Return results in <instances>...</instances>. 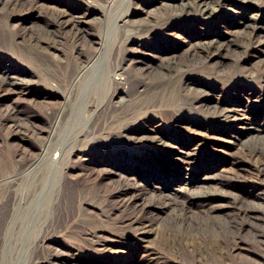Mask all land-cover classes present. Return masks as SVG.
<instances>
[{"label":"bare ground","instance_id":"bare-ground-1","mask_svg":"<svg viewBox=\"0 0 264 264\" xmlns=\"http://www.w3.org/2000/svg\"><path fill=\"white\" fill-rule=\"evenodd\" d=\"M55 1L60 3L62 0ZM79 1L80 5H75L76 0L70 3L64 1V8L48 5L52 10L45 26L38 32L18 35L27 45L23 51L21 49L24 48H18L19 59L35 68V74L43 82L37 93L28 83L13 80L9 75L0 77V95L5 91L18 95L34 93L32 95L37 97L44 95L45 99H34V103L46 107L43 117L47 124L46 130L33 127L30 132L34 137L38 135L37 144L21 148L15 154V160L3 164L0 170V264H89L96 259L79 258L75 253L80 250L79 245L91 250L117 252L119 250L115 246H121L117 239L120 236L135 243L133 250L136 254L150 257L157 264H185L180 259L182 254L191 258L190 264L206 259L211 264H227L229 253L243 248L236 239L240 228L238 219L254 216L255 208L236 203L237 218L226 225L210 221L193 224L178 214L172 224L165 226L162 243L147 245L144 242L154 224L145 217L150 204L141 202V195L127 184L93 192L90 183L96 172L97 161L92 158L74 160L72 154L84 149L86 141L102 145L105 138L112 139L123 131L142 130L145 124L152 121L155 125L150 130L151 134L141 137L142 141L146 140L144 147L148 152L168 149L169 139L182 140L183 148H186L188 139L163 133L158 127L172 119L179 121L180 112L195 108H219L217 86H209L191 73L208 71L211 63L222 62L230 54L241 61L246 56L263 52L264 19L240 13L233 18V22L242 29L239 34L230 33L229 37L190 36L192 40L182 60L173 56V50V54L166 57L168 61L161 65L165 73L156 79L148 77V64L137 65L143 62L137 60L129 48L130 39L156 34L171 35L180 28L182 30V21L188 15L220 17L216 10L205 6L210 0H191L181 4L154 0L166 7L164 12L145 23L131 21L133 24L130 28H124L128 15L122 11L116 18L120 23L115 21L110 24L113 41L104 36L100 43L104 51L100 52L87 49L89 40L81 25L87 22L93 7H100L103 16L109 21L111 12L124 0ZM125 1L129 5L128 13L134 3L132 0ZM148 2L152 3L153 0ZM39 6L37 0H9L1 10L3 15H10L22 11L33 12ZM138 11L135 9L131 15ZM62 39L72 47L71 56L64 53L59 56L58 51L54 52L56 49L60 51L57 44ZM13 42L6 45L4 41L3 45L9 49L16 48L14 39ZM171 56L173 60L169 59ZM103 60L105 64L101 66ZM94 75L95 81L89 84ZM247 77L252 76H244L240 80L248 82ZM131 84L136 85L132 93L129 90ZM235 89L238 91L235 90L237 94H234L233 106L227 111L251 125L257 123L259 117L264 121V98L256 99L255 94L245 92L241 86ZM85 90L87 94L80 109V118L75 115V108ZM119 90L128 93L129 98L115 100L116 91ZM107 94L110 96L104 103ZM55 96L62 98L59 106L54 104ZM154 111H158L159 117L147 122L146 118ZM167 113H170L169 117ZM84 118L87 119L84 121ZM4 121L10 134H16L23 140L29 135L27 130L22 131L23 126L17 117L8 115ZM257 131L262 132L263 129L257 128ZM66 132H71V135L65 137ZM193 133L199 135L195 131ZM196 152L197 148L183 151L180 163L191 161ZM240 160L239 168L249 170L259 179L264 175V141L249 147L241 154ZM51 175L52 182L49 183ZM156 188L161 189L164 196L172 198L182 209L206 213L207 218L221 207L217 203L219 198L213 195L199 194L197 198L179 193L175 188L164 193V185ZM93 202L114 227L116 240L100 236L93 222L83 216L84 206ZM59 237H63L64 241L77 239L81 244H77L78 248L68 246L64 241L58 242Z\"/></svg>","mask_w":264,"mask_h":264},{"label":"rangeland","instance_id":"rangeland-1","mask_svg":"<svg viewBox=\"0 0 264 264\" xmlns=\"http://www.w3.org/2000/svg\"><path fill=\"white\" fill-rule=\"evenodd\" d=\"M8 1L0 0V77L9 75L13 80L28 83L33 90L36 89L35 93H37L43 82L35 74V68L19 59L18 48H24L21 49L23 51L27 45L23 44L18 35L38 32L45 26L47 16L52 10L47 7L48 5L64 8V1L70 3L71 0H62L60 3L55 0H37L40 6L33 12L22 11L3 15L1 8H4ZM89 1L91 2V0ZM132 1L134 4L131 5L132 9L128 13L129 5L127 1H122L117 9L109 15V21L106 16H103L100 7L90 9L87 22L81 25L87 35V40H89L87 49L91 50L90 52L102 50L100 43L104 36L109 41L113 39L112 25L110 24L117 21L116 18L120 12L125 11L128 15L126 19L128 22L124 24V28H130L133 24L131 21L145 23L162 14L166 8L154 0L152 3L148 0ZM165 1L168 4L191 2V0ZM76 3L75 5H80L81 1L76 0ZM205 6L216 10L221 16L206 18L198 14L191 17L188 15L182 21V30L180 28L171 35L156 34L155 36L130 39L129 48L136 55V59L143 62L137 65L140 67L148 64V77L161 78L165 73L164 67L162 68L161 65L168 61L166 57L172 55L173 50H175L173 56L182 60L188 43L192 40L190 36L229 37L230 33L239 34L242 29H240V25L233 22V18L240 13L253 14L264 19V0H210ZM135 9L140 11L131 15ZM117 23L120 21L118 20ZM13 39L16 41V48L9 49L3 45L4 41H6V45L10 42L14 43ZM57 47L60 48V51L56 49L54 52L58 51L59 56H63L62 53L71 56L72 47L64 39L57 44ZM173 56L169 59L173 60ZM242 59L240 61L234 54H230L222 62L211 63L208 66V71L191 73L193 76H199L209 86L216 85V96L220 101L218 109L205 107L203 110L195 108L188 112H180L179 121L172 119L163 122L158 127L163 133H172L176 137L188 139L186 148H183L182 140L169 139L167 140L168 149L148 152L144 147L146 140L142 141L141 137L151 134L150 130H153V125H155L152 121L153 123L145 124L142 130L123 131L112 139L105 138L102 140V145L86 141L84 149L73 152L74 160L92 158L97 161L96 172L90 183L93 192L107 191L116 185L127 184L141 195V202L150 204L145 217L152 220L154 224L152 232L147 235L145 244L162 243L165 226L172 224L173 218L178 214L183 215L193 224L210 221L217 225H226L236 220L235 204L241 203L246 207L255 208L256 212L252 217L238 219L240 228L236 239L243 245V248L231 251L226 263L264 264V175L258 179L250 174L249 170L239 168L241 154L249 147L264 141V121L259 117L257 123L251 125L239 119L236 114L227 111L230 106H233L234 94H237L235 90L238 91L235 88L239 86L245 92L255 94L256 99L264 98V51ZM104 64L103 60L101 66ZM149 65L152 67L149 68ZM244 76L252 77H247L249 81L246 82L240 80ZM95 79L96 75L91 78L90 83L88 80V83H93ZM94 86L98 87L99 84ZM135 89L136 85L131 84L130 92H134ZM86 92V90L83 91L75 108V115L80 118L82 117L80 109ZM32 94L18 95L5 91L3 95H0V170L3 164H10L15 160V154L21 148H29L30 145L37 144L39 139L36 136L38 135L34 137L30 132L33 127L46 130L47 124L44 123L43 117L46 107L41 103H34V99L40 100L45 97L44 95L37 97ZM110 94L105 96L104 103L108 101ZM114 98L115 100H126L129 97L128 93L119 90L116 91ZM54 100V104L59 106L62 98L55 96ZM213 102L214 100L210 103ZM157 113L158 111L151 113L146 118L147 122L159 117ZM8 115L17 117L23 126L22 131L27 130L29 133L24 140L8 131L4 121V117ZM167 115L169 117L170 113ZM86 119L84 118V121ZM255 127L256 129H254ZM257 128L263 129V131L258 132ZM193 131L199 135L195 136ZM69 135L71 132L64 133L65 137ZM193 148H197V154L193 159L186 164L180 163L184 155L182 152L191 151ZM51 182L52 175L49 180V183ZM160 185L165 186L164 193L175 188L179 190V193L191 194L194 197L199 194L213 195L219 198L217 203L221 204V207L215 210L210 218H207L206 213L182 209L172 198L164 196L161 189L156 188ZM83 216L93 222L94 229L99 232L100 236L116 240L113 235L114 227L102 216L94 202L84 206ZM117 239L121 242V246H115L119 250L117 252L91 250L79 245L80 250H76L75 253L79 258L96 259V261L91 260L89 264H157L150 257L136 254L133 250L135 243L131 240H126L124 236ZM57 241H64L63 237H59ZM64 243L77 248V244H81L73 238L65 240ZM180 259L185 264L191 263V258L186 254L180 255ZM196 264H211V262L206 259Z\"/></svg>","mask_w":264,"mask_h":264}]
</instances>
